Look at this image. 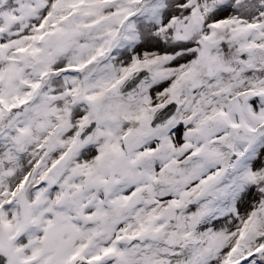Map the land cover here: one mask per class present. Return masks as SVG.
I'll list each match as a JSON object with an SVG mask.
<instances>
[{
	"label": "snow or ice",
	"instance_id": "snow-or-ice-1",
	"mask_svg": "<svg viewBox=\"0 0 264 264\" xmlns=\"http://www.w3.org/2000/svg\"><path fill=\"white\" fill-rule=\"evenodd\" d=\"M0 264H264V0H0Z\"/></svg>",
	"mask_w": 264,
	"mask_h": 264
}]
</instances>
